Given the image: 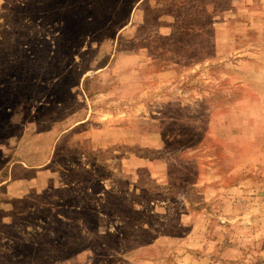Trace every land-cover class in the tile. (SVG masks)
Here are the masks:
<instances>
[{
    "label": "rangeland",
    "instance_id": "obj_1",
    "mask_svg": "<svg viewBox=\"0 0 264 264\" xmlns=\"http://www.w3.org/2000/svg\"><path fill=\"white\" fill-rule=\"evenodd\" d=\"M0 264H264V0H0Z\"/></svg>",
    "mask_w": 264,
    "mask_h": 264
}]
</instances>
